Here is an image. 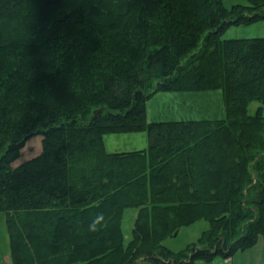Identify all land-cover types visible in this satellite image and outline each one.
Returning <instances> with one entry per match:
<instances>
[{
  "label": "trees",
  "instance_id": "obj_1",
  "mask_svg": "<svg viewBox=\"0 0 264 264\" xmlns=\"http://www.w3.org/2000/svg\"><path fill=\"white\" fill-rule=\"evenodd\" d=\"M263 18L264 0H0L10 263L210 264L264 242V36L222 37ZM215 89L221 117L146 119L157 91ZM135 131L147 147H106ZM34 135L41 152L14 166ZM201 219L184 248L163 243Z\"/></svg>",
  "mask_w": 264,
  "mask_h": 264
},
{
  "label": "rangeland",
  "instance_id": "obj_2",
  "mask_svg": "<svg viewBox=\"0 0 264 264\" xmlns=\"http://www.w3.org/2000/svg\"><path fill=\"white\" fill-rule=\"evenodd\" d=\"M234 2H244V0H225L227 5ZM259 37L264 36V18L258 22L247 24L230 25L224 32L222 37ZM172 93V94H169ZM221 90H206L203 92L188 91H157L150 96L146 102V119L158 120H181V119H204L216 118L224 115V107L222 103ZM257 102L250 103V111L252 112ZM40 135H34L22 147L20 157L14 164L20 163L22 160L32 158V156L40 153L41 149ZM149 143V135L145 131L112 133L105 136V144L108 150H136L145 148ZM138 209L136 207H128L124 212L122 219L123 239L128 242L132 237V225ZM4 221L0 216V264H11L10 258L5 259L4 253L8 248V233L5 229ZM209 224L205 220H197V222L186 225L181 228L174 236L165 238L163 243L170 249L177 250L184 248L190 241H194L198 234L208 228ZM9 254L7 253V256ZM10 257V256H8ZM221 260V258H217ZM228 258H222L217 264L227 263ZM143 264H147L143 261Z\"/></svg>",
  "mask_w": 264,
  "mask_h": 264
},
{
  "label": "crops",
  "instance_id": "obj_3",
  "mask_svg": "<svg viewBox=\"0 0 264 264\" xmlns=\"http://www.w3.org/2000/svg\"><path fill=\"white\" fill-rule=\"evenodd\" d=\"M172 94V93H169ZM5 259L8 261L9 257L4 253ZM226 264H264V242L262 239H258L255 246L245 249L244 251H237L233 256L228 257ZM222 260V259H221ZM221 260H215L210 264H217ZM147 262V261H146ZM142 263V262H141ZM140 263V264H141ZM147 264H149L147 262ZM196 264H204L200 261ZM225 264V262H224Z\"/></svg>",
  "mask_w": 264,
  "mask_h": 264
}]
</instances>
